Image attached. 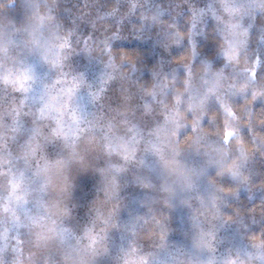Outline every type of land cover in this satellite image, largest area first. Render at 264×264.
Listing matches in <instances>:
<instances>
[{
	"label": "clouds",
	"instance_id": "obj_1",
	"mask_svg": "<svg viewBox=\"0 0 264 264\" xmlns=\"http://www.w3.org/2000/svg\"><path fill=\"white\" fill-rule=\"evenodd\" d=\"M0 264H264V0H0Z\"/></svg>",
	"mask_w": 264,
	"mask_h": 264
}]
</instances>
